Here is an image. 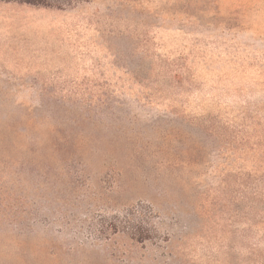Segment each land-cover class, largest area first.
Segmentation results:
<instances>
[{
	"label": "rangeland",
	"instance_id": "obj_1",
	"mask_svg": "<svg viewBox=\"0 0 264 264\" xmlns=\"http://www.w3.org/2000/svg\"><path fill=\"white\" fill-rule=\"evenodd\" d=\"M0 0V264H264V0Z\"/></svg>",
	"mask_w": 264,
	"mask_h": 264
},
{
	"label": "trees",
	"instance_id": "obj_2",
	"mask_svg": "<svg viewBox=\"0 0 264 264\" xmlns=\"http://www.w3.org/2000/svg\"><path fill=\"white\" fill-rule=\"evenodd\" d=\"M9 1V0H8ZM17 1H22V2H27V3H36V2H34L33 0H17Z\"/></svg>",
	"mask_w": 264,
	"mask_h": 264
}]
</instances>
